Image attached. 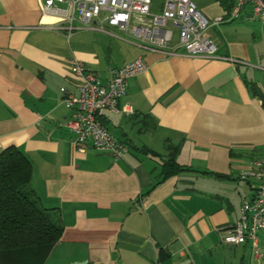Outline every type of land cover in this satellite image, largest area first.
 Returning a JSON list of instances; mask_svg holds the SVG:
<instances>
[{
	"label": "crops",
	"instance_id": "crops-1",
	"mask_svg": "<svg viewBox=\"0 0 264 264\" xmlns=\"http://www.w3.org/2000/svg\"><path fill=\"white\" fill-rule=\"evenodd\" d=\"M195 2L209 19L230 7ZM40 3L0 0V151L27 158L34 194L61 221L45 264H264V231L258 256L221 241L258 184L241 173L264 155V101L251 89L264 93V41L252 40L251 7L209 27L217 49L206 58L163 56L106 24L68 34ZM138 56L148 68L128 79L133 112L97 115L128 152L77 151L60 90L77 93L70 60L104 82ZM170 158L179 168L167 170Z\"/></svg>",
	"mask_w": 264,
	"mask_h": 264
},
{
	"label": "built area",
	"instance_id": "built-area-1",
	"mask_svg": "<svg viewBox=\"0 0 264 264\" xmlns=\"http://www.w3.org/2000/svg\"><path fill=\"white\" fill-rule=\"evenodd\" d=\"M154 1H157L154 4ZM226 15L209 19L194 0H41L44 15L59 13L56 27L68 34L84 28L102 29L103 25L128 35L141 47L163 56H215L217 45L207 33L218 25L239 17L246 5L252 14L264 22V0H230ZM97 21L93 26L92 23ZM69 68L77 81V93L61 87L62 101L72 109L68 122L75 134L74 147L84 151L87 145L107 151L115 160H121L128 146L116 139L97 117L101 109L111 112H133L123 102L128 91V79L148 68L144 56L118 67L110 68L108 78L101 82L84 63L72 58ZM252 169L241 173L242 178L258 181L254 196L243 198L237 221L227 227L221 241L228 245L249 242L255 255L259 249V232L264 231V155L252 161Z\"/></svg>",
	"mask_w": 264,
	"mask_h": 264
},
{
	"label": "trees",
	"instance_id": "trees-1",
	"mask_svg": "<svg viewBox=\"0 0 264 264\" xmlns=\"http://www.w3.org/2000/svg\"><path fill=\"white\" fill-rule=\"evenodd\" d=\"M220 1L225 4L227 0ZM230 5L228 0L227 7ZM251 89L264 101V93L255 84ZM163 165L169 171L179 168L172 158ZM30 180L31 165L27 158L15 147L1 150L0 264H45L61 238L60 219L40 204ZM165 257L164 249L159 247V260Z\"/></svg>",
	"mask_w": 264,
	"mask_h": 264
},
{
	"label": "rangeland",
	"instance_id": "rangeland-1",
	"mask_svg": "<svg viewBox=\"0 0 264 264\" xmlns=\"http://www.w3.org/2000/svg\"><path fill=\"white\" fill-rule=\"evenodd\" d=\"M156 3H157V1H154V4H156ZM249 20H250V23H252L256 26L253 28L255 33L252 37V40H253V42H257L258 43L257 45H259V43H262V41H264V33L261 34V31H264V26H262V22L260 23V21H258L255 18H250Z\"/></svg>",
	"mask_w": 264,
	"mask_h": 264
},
{
	"label": "bare ground",
	"instance_id": "bare-ground-1",
	"mask_svg": "<svg viewBox=\"0 0 264 264\" xmlns=\"http://www.w3.org/2000/svg\"><path fill=\"white\" fill-rule=\"evenodd\" d=\"M52 16V15H51Z\"/></svg>",
	"mask_w": 264,
	"mask_h": 264
}]
</instances>
